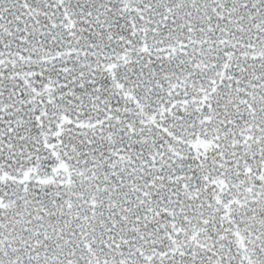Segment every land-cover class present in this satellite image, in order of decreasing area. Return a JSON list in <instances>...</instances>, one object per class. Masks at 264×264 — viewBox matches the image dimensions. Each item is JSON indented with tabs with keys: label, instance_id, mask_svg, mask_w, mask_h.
I'll list each match as a JSON object with an SVG mask.
<instances>
[{
	"label": "snow or ice",
	"instance_id": "6c2138e0",
	"mask_svg": "<svg viewBox=\"0 0 264 264\" xmlns=\"http://www.w3.org/2000/svg\"><path fill=\"white\" fill-rule=\"evenodd\" d=\"M0 264H264V0H0Z\"/></svg>",
	"mask_w": 264,
	"mask_h": 264
}]
</instances>
